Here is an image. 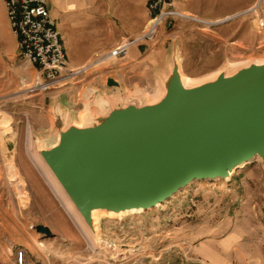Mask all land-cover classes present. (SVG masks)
Here are the masks:
<instances>
[{"label":"rangeland","instance_id":"rangeland-1","mask_svg":"<svg viewBox=\"0 0 264 264\" xmlns=\"http://www.w3.org/2000/svg\"><path fill=\"white\" fill-rule=\"evenodd\" d=\"M79 1L86 7L78 14H92V6L94 14H146L143 30L147 26L151 0ZM174 2L178 12L203 20L246 15L211 28L169 19L154 41L134 46L144 48L139 59L130 52L37 96L26 92L36 70L19 55L0 3V264H19L20 251L24 264H264V165L259 158L230 181L196 182L141 214L109 218L107 211H98L92 225L76 221L63 205L65 196H56L35 162L44 163L42 154L60 146L63 134L134 105L145 109L161 103L176 71L193 80L190 89H196L264 61L263 3L252 12L257 0ZM55 20L70 46L74 36ZM143 30L100 36L107 48L88 63ZM109 79L119 87L109 88ZM39 226L50 235L40 233Z\"/></svg>","mask_w":264,"mask_h":264},{"label":"water","instance_id":"water-1","mask_svg":"<svg viewBox=\"0 0 264 264\" xmlns=\"http://www.w3.org/2000/svg\"><path fill=\"white\" fill-rule=\"evenodd\" d=\"M257 69L192 91L176 71L161 103L63 134L43 161L89 225L94 210L146 211L196 182L229 179L264 158V69ZM108 87L119 83L109 79Z\"/></svg>","mask_w":264,"mask_h":264},{"label":"built area","instance_id":"built-area-1","mask_svg":"<svg viewBox=\"0 0 264 264\" xmlns=\"http://www.w3.org/2000/svg\"><path fill=\"white\" fill-rule=\"evenodd\" d=\"M0 3L5 9L11 33L17 41L19 55L36 70V76L27 85L26 92L29 95L37 96L60 89L66 86L78 71L86 68L73 70L70 67L61 33L48 7V0H0ZM174 3V0H151L148 5L147 26L139 37L119 42L112 50L98 55L93 62L104 64L125 59L134 46L154 41L164 22L169 19L181 18L208 28L235 19L225 17L220 20H208V23L178 12ZM17 259L19 264H24L23 251L18 252Z\"/></svg>","mask_w":264,"mask_h":264},{"label":"crops","instance_id":"crops-1","mask_svg":"<svg viewBox=\"0 0 264 264\" xmlns=\"http://www.w3.org/2000/svg\"><path fill=\"white\" fill-rule=\"evenodd\" d=\"M48 7L50 13L53 7L51 15L60 23L62 31L74 36L67 47L62 38L68 63L73 69L86 65L98 51L107 48L100 43V36H133L144 29L146 22V14H94V6L90 8L92 14H78L79 8L86 7L79 0H55V3L48 0ZM2 16L7 19L5 9ZM90 41L92 44L88 45ZM143 49V46L134 47L131 55L139 59Z\"/></svg>","mask_w":264,"mask_h":264},{"label":"bare ground","instance_id":"bare-ground-1","mask_svg":"<svg viewBox=\"0 0 264 264\" xmlns=\"http://www.w3.org/2000/svg\"><path fill=\"white\" fill-rule=\"evenodd\" d=\"M261 4H262V0H257V2H256V4L252 7V9H251V11L252 12H256V10L258 9V7H260L261 6ZM185 16H190L191 14H184ZM240 15H246V14H240ZM239 14H237V15H234L233 17H231V18H235V17H237V16H240ZM191 17H194V18H198L197 16H194V15H191ZM229 17V16H228ZM230 18V17H229ZM198 19H200V20H203V19H201V18H198ZM203 21H205V22H208L209 23V21L208 20H203ZM110 62V61H109ZM101 64H103V63H101V62H98V63H94V62H89V63H87L86 65H84V66H82V67H86L85 69H83L82 71H80V72H84L86 69L88 70H90V69H93V68H96L97 66H100ZM90 65V66H89ZM238 65V64H237ZM88 66V67H87ZM253 66H255V67H257L258 69H264V61L263 60H257L256 61V63L253 65ZM82 67H80V68H82ZM231 67V66H230ZM79 68V69H80ZM232 68H233V66H232ZM257 69V70H258ZM73 70H78V68H76V69H73ZM79 71H78V73H80ZM180 81H181V84H182V87H183V89L184 90H186V91H192V90H194V89H190L191 88V86H192V84H194V81L193 80H191V79H189V78H185V80L180 76ZM158 98L159 99V97H160V91H159V93H157V95L155 96V98ZM153 98V97H152ZM147 104H150V103H148V102H146V105ZM257 158H259L261 161H262V163H264V158L263 157H257ZM35 160V159H34ZM35 162H36V164H37V166L40 168V170H41V173L45 176V178L47 179V182H48V184L51 186V187H53V189H54V192H55V194H56V196H58V197H63V196H65V199H64V197L62 198V202H63V205L67 208V211L71 214V215H73L74 216V218L76 219V221L79 223V224H82L83 223V221H85L84 219H83V216H82V214L78 211V209L74 206V204L71 202V200H70V198H69V196L67 195L66 196V192H65V189L62 187V185L60 184V182L57 180V178H56V176L53 174V172L51 171V169H50V167L47 165V169H45L46 167L44 166V163L43 162H41V161H36L35 160ZM243 168H245V165H242L241 167H239V168H237V169H235L232 173H231V175H230V177H229V179H226L227 181L229 180L230 181V178H231V176H233L238 170H241V169H243ZM50 171V172H49ZM46 172H48V174L49 175H47V173ZM181 192H179L178 194H180ZM160 206H162V204H159V205H157L155 208H159ZM99 210H94V211H91V213H90V215L91 216H93L95 213H97ZM143 209L141 208V209H136V210H120V209H118V208H116V209H114L113 211H110V212H107L106 214H107V216L109 217V218H117V217H119V216H123V215H126V214H128V213H137V214H141V213H143ZM79 219V220H78ZM83 220V221H82Z\"/></svg>","mask_w":264,"mask_h":264}]
</instances>
